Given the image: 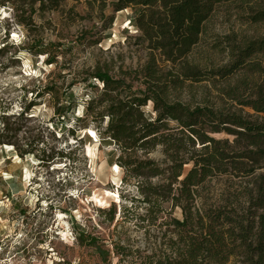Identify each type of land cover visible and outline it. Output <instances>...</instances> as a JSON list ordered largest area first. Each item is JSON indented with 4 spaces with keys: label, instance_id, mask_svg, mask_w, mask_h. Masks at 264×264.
<instances>
[{
    "label": "rangeland",
    "instance_id": "rangeland-1",
    "mask_svg": "<svg viewBox=\"0 0 264 264\" xmlns=\"http://www.w3.org/2000/svg\"><path fill=\"white\" fill-rule=\"evenodd\" d=\"M12 2L0 0V264H131L132 257L120 261L112 242L119 241L130 251L146 249L145 253L164 248L160 228L134 215L145 210L130 173L115 162L113 150L111 157L105 156L109 146L116 149L99 134L105 120L92 121L84 115L92 93L81 82L87 69L108 64L113 74L146 60L135 39L133 8L116 12L113 23L104 26L102 16L96 9L89 10L85 0H66L57 9L41 12L35 3L37 28L26 32L14 21ZM258 2L218 4L187 61L204 71L236 68L237 48L264 38V20L251 19L260 9ZM71 7L76 14L73 19L68 15ZM31 40L65 48L58 61L65 60L70 65L66 72L72 71L76 79L71 81L72 73L58 79L48 76L56 71L55 64H46V56L33 51ZM163 73H169L164 78L169 100L264 119L245 104L255 98L264 79V53H253L224 78L215 75L192 82L179 77L176 81L172 79L176 71L169 66ZM46 84L57 89L46 92ZM57 98L63 102L61 116L54 112ZM150 157L159 160L162 154L156 150ZM224 185L225 178H214L202 195L211 200ZM110 206L116 214L108 225L97 209ZM162 207L171 217L182 218L180 208H171L170 202ZM80 230L90 232L96 238L94 244L108 253L86 238L77 239ZM161 230L166 238L173 236L165 226Z\"/></svg>",
    "mask_w": 264,
    "mask_h": 264
},
{
    "label": "trees",
    "instance_id": "trees-1",
    "mask_svg": "<svg viewBox=\"0 0 264 264\" xmlns=\"http://www.w3.org/2000/svg\"><path fill=\"white\" fill-rule=\"evenodd\" d=\"M12 1L14 21L28 32L37 28L35 3L41 12L57 9L66 0ZM229 1L233 0H85L89 10L102 16L104 26L113 23L116 12L132 7L135 39L146 53L145 62L136 68L112 74L108 64L97 63L81 79L92 88L85 118L105 120L99 134L115 144V162L130 173L144 204L145 211L134 215L157 225L160 245L165 246L145 253L146 249L130 251L114 241L113 252L121 262L132 257L131 264H264V119L169 100L164 79L169 73H163L169 66L176 71L172 78L176 81L224 78L253 53H264V38H258L237 48L236 68L204 71L187 61L215 7ZM258 3L260 9L251 16L254 22L264 20V0ZM68 15L70 19L76 15L72 7ZM29 44L35 53L46 56V64H55L56 71L48 76L58 79L72 73L71 81L76 79L72 71L66 72L70 65L58 61L65 48L38 40ZM52 80L55 85L57 80ZM45 86L46 92L57 89ZM255 93L245 104L264 116V79ZM56 104L54 112L61 116L63 102L57 98ZM221 133L227 137L216 136ZM156 150L162 154L159 160L150 157ZM217 177L225 178L226 185L207 200L202 190ZM166 202L180 208V220L163 211ZM97 210L108 225L114 222V206ZM164 226L173 236L166 238ZM76 238H86L108 253L94 244L90 232L80 230Z\"/></svg>",
    "mask_w": 264,
    "mask_h": 264
},
{
    "label": "bare ground",
    "instance_id": "bare-ground-1",
    "mask_svg": "<svg viewBox=\"0 0 264 264\" xmlns=\"http://www.w3.org/2000/svg\"><path fill=\"white\" fill-rule=\"evenodd\" d=\"M89 132H90L91 134H94L92 130H90ZM94 138H95V135H94ZM91 143L94 144V141L91 142ZM112 150H113L115 153L118 152L114 147L109 146V147L105 150V151H106V152H105V156H106V157H111V156H112V153H113ZM88 151H89V154H90V153H91V150L88 149ZM115 168H117L116 165H115ZM99 202H102V200H99ZM66 238H67V236H66Z\"/></svg>",
    "mask_w": 264,
    "mask_h": 264
}]
</instances>
